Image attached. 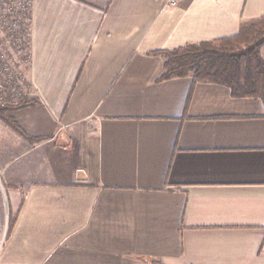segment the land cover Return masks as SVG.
<instances>
[{
  "label": "crops",
  "instance_id": "crops-1",
  "mask_svg": "<svg viewBox=\"0 0 264 264\" xmlns=\"http://www.w3.org/2000/svg\"><path fill=\"white\" fill-rule=\"evenodd\" d=\"M263 17L264 0H33L39 104L10 116L42 141L0 120V264H264V102L160 82L154 54Z\"/></svg>",
  "mask_w": 264,
  "mask_h": 264
},
{
  "label": "trees",
  "instance_id": "trees-1",
  "mask_svg": "<svg viewBox=\"0 0 264 264\" xmlns=\"http://www.w3.org/2000/svg\"><path fill=\"white\" fill-rule=\"evenodd\" d=\"M263 46L264 17L244 24L233 37L154 53L164 59V74L159 81L191 78L195 84L225 86L236 99L252 98L264 102ZM38 104L35 99L25 98L14 105L0 106V120L28 142H41L42 139L28 136L8 115ZM14 225L15 219H12L9 234Z\"/></svg>",
  "mask_w": 264,
  "mask_h": 264
},
{
  "label": "rangeland",
  "instance_id": "rangeland-1",
  "mask_svg": "<svg viewBox=\"0 0 264 264\" xmlns=\"http://www.w3.org/2000/svg\"><path fill=\"white\" fill-rule=\"evenodd\" d=\"M32 2L0 0V106L33 99L30 84ZM262 50L264 53V46L261 53Z\"/></svg>",
  "mask_w": 264,
  "mask_h": 264
},
{
  "label": "built area",
  "instance_id": "built-area-1",
  "mask_svg": "<svg viewBox=\"0 0 264 264\" xmlns=\"http://www.w3.org/2000/svg\"><path fill=\"white\" fill-rule=\"evenodd\" d=\"M166 5L170 8H177L180 6L182 0H162ZM6 238L2 235H0V252L5 246Z\"/></svg>",
  "mask_w": 264,
  "mask_h": 264
}]
</instances>
